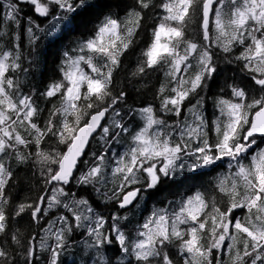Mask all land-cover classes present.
I'll use <instances>...</instances> for the list:
<instances>
[{
	"label": "snow or ice",
	"instance_id": "obj_1",
	"mask_svg": "<svg viewBox=\"0 0 264 264\" xmlns=\"http://www.w3.org/2000/svg\"><path fill=\"white\" fill-rule=\"evenodd\" d=\"M121 6L0 0V264H64L81 245L84 264H264V0H131L114 10ZM149 12L151 41L131 75L165 80L158 106H134L115 90L116 73ZM88 25L63 51L61 78L37 87L39 42ZM221 59L239 63L246 80L218 86L209 116L204 92ZM25 165L37 169L38 190L14 200ZM216 168L225 171L209 186L133 224L131 210L163 182Z\"/></svg>",
	"mask_w": 264,
	"mask_h": 264
},
{
	"label": "trees",
	"instance_id": "obj_2",
	"mask_svg": "<svg viewBox=\"0 0 264 264\" xmlns=\"http://www.w3.org/2000/svg\"><path fill=\"white\" fill-rule=\"evenodd\" d=\"M107 3L121 4L119 9H114L123 13L124 6L131 2V0H105ZM159 12V9L155 10ZM25 12L28 15H33L32 8L30 6H25ZM91 17L90 19H94ZM156 22V17L152 12L146 15L143 27L139 30V34L136 36V43L131 50L123 57V63L121 68L116 73V88L118 92L124 89L128 92V104L134 106H144V105H156L158 106L160 100L156 97V92L159 84L165 80V77L160 74V72H150L148 76H145L143 80L139 77H133L131 73L135 70L137 62L142 59L141 53L146 50L152 35V28ZM91 30V25L87 26V30L84 26L78 29L75 35H66L62 38H49L45 37L39 42V48L36 59V65L32 68L33 76L31 77L32 82L39 88H45L50 82L58 81L60 73L58 72V66L60 60L63 58V51H69L71 54V48L74 47V42L77 39L84 38L80 33L87 34V31ZM191 31V29H189ZM26 43V40L24 41ZM26 54V53H25ZM220 71L217 75V82L211 86V91L205 90L204 95L207 97V112L209 116H212L215 112L213 105V98L219 93V87L224 84L227 80L229 82L235 81L240 82L242 79L246 80V74L240 71V64H227L224 59L218 61ZM23 79V77H22ZM57 107L59 106V101L56 102ZM171 119V118H170ZM95 147V145H94ZM55 149V144L50 142L49 145L45 146V150ZM124 150L123 146L117 145L116 151L122 152ZM37 171L33 168L29 171L28 166L25 165L23 170L18 173V182L16 187L12 190V197L15 200L17 197L24 199L29 195L34 196L38 190L35 183V178L32 177L33 172ZM225 169L216 168L214 171L212 169L202 170L201 172L195 173H185L188 179L177 178V182L165 181L160 187L159 191H152L151 199L140 200V207L133 208L129 215L133 220V224L141 218L142 215H146L151 207L159 206L161 202L171 199H180L185 194L190 193L193 187H207L214 182L218 173H222ZM28 177H32L31 182ZM23 189V190H21ZM31 189V191H29ZM98 209L104 214H109L110 212L116 211L114 207L109 205L105 208L103 205H98ZM124 211V210H123ZM122 211V212H123ZM242 212H238L237 215H242ZM23 229L28 228L27 218L19 225ZM35 231V227L32 229ZM81 246H78V251ZM66 262L65 258H63ZM85 257L80 255L76 257V264H84ZM41 264H44L41 261Z\"/></svg>",
	"mask_w": 264,
	"mask_h": 264
},
{
	"label": "rangeland",
	"instance_id": "obj_3",
	"mask_svg": "<svg viewBox=\"0 0 264 264\" xmlns=\"http://www.w3.org/2000/svg\"><path fill=\"white\" fill-rule=\"evenodd\" d=\"M170 118L171 117H169V119ZM137 123H139V121H137ZM80 255H83V252L78 251V247L77 249H74L70 252L65 253L63 258H65L66 262H64V264H76V257L77 256L80 257Z\"/></svg>",
	"mask_w": 264,
	"mask_h": 264
}]
</instances>
